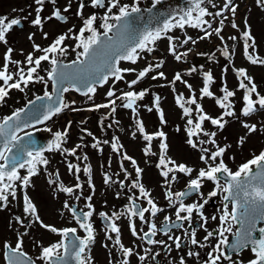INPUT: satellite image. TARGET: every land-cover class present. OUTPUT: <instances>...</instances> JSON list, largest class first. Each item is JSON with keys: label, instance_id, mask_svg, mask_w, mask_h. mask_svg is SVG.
<instances>
[{"label": "rangeland", "instance_id": "374dc122", "mask_svg": "<svg viewBox=\"0 0 264 264\" xmlns=\"http://www.w3.org/2000/svg\"><path fill=\"white\" fill-rule=\"evenodd\" d=\"M218 1L219 9L225 5L226 0ZM133 2L134 0H119L121 5L128 4L131 6ZM104 3L106 7H93L91 0H55V3H52V0H44L43 5H37L35 0H0V17H7L9 20L16 18L21 21V25L14 26L12 30L6 33L5 41H0V70H3L4 57L8 53V49H12L8 72L13 74L14 79L9 83L18 80L19 77L15 74L20 67H23L26 72L25 58L29 52L42 54L34 48V45L44 47L52 44L58 36L65 35L67 38L60 45L65 49L64 54H56V56L64 60L77 56L82 48L77 47L79 41L75 37L79 35L84 19L95 15L97 20L94 27L99 32L104 30L100 24L107 12L108 0H104ZM146 3H148L147 0H138V4ZM211 3L204 4L207 12L210 13V15L205 16V20L211 24V27L216 24L221 25L220 21L223 20L222 31L218 37L222 46L219 44L205 53H201V49L205 50V46L209 47L207 40L210 37L197 40L195 43H191V40L193 36H197L196 33L204 31V28H209L208 25L191 27L186 24L183 29L173 28L170 32L174 38L171 43L175 46L176 52L178 53L180 48L181 53H187L180 61H177L174 55L170 53L169 39L163 35L154 45H150L152 51L157 50L161 54L159 58L162 59V67H155L156 60H151L152 51H140L135 63L123 60L119 63L121 69L134 70L122 71L121 80H113L110 77L105 84L96 86L95 93L91 95L79 96L73 92V89L65 92L67 96L65 100L74 102L69 104L63 114L55 118V121L61 122L62 120L64 122L68 118L75 119L76 116L79 119L86 117L85 123L87 124L80 129L77 123L75 125L72 120V124L69 126L71 129H68V133L65 135L66 139L61 143V148L44 151L42 155L48 163L37 166V174L30 178L29 184L23 190L24 192H18L21 191L19 188L15 198L11 195L8 196V204L5 207L0 204V264H5L4 243L7 242L14 248L17 239L23 241L22 250L26 255L32 257L37 264H45V261L39 258L42 249L59 242L62 237L41 227L40 221L57 229L72 228L74 225L72 214L69 208L65 207V203L70 206L73 201H76L78 207L82 209L87 208L90 203L96 212L104 211L118 214L117 220L131 240V230L129 231L126 224L127 210L130 208L129 199L130 197L144 198L140 195L138 187H132L134 182L143 185L149 193L148 198L161 208H165L158 213V215L164 216L169 214L166 207L171 204L166 194L179 192L182 186L189 183L190 178L197 177L201 169L215 166L222 159L228 169L235 172L241 164L264 151V108L257 104L253 113L244 115L245 102L243 97L245 89L239 86L241 81L248 88L254 84L256 91L251 94L252 98L257 100L259 97H264V64L259 62L253 64L245 57V41L242 39V33L248 31L252 37L248 41L249 53L258 57L259 60H264V4H258L257 0H238L234 14L231 10H227V13L225 11L220 12L221 15L216 17L215 12H209L213 9L209 5ZM81 5H83L82 8ZM37 8H42L40 15L43 24L39 26L32 23L36 17ZM65 8L68 11H64ZM56 10H59L61 15L66 18L64 21H59L53 16V12ZM78 11L80 15H77ZM116 13H118V8H114L109 15ZM229 15L230 17H228ZM48 17L52 18L48 19ZM111 22L110 20L109 23ZM233 23L237 25V28L232 27ZM70 29L71 31H69ZM45 33L47 36L44 35ZM86 34L87 32L84 33V35ZM212 35L214 36L215 33L213 32ZM30 36L31 39H29ZM189 37L191 39L185 44V39ZM230 37H236V39L233 40ZM195 38L197 39V37ZM218 47H221L219 53L220 48ZM189 50L191 51L189 52ZM196 50L198 51L194 54ZM225 50L229 53L227 57L223 54ZM15 62H19V64ZM45 64L37 72V75L43 77L44 81L34 79L23 92L18 89H9L8 96L0 101V118L6 116L13 109V105H23L25 98L31 97L32 93L50 90L51 83L47 79L50 63L47 61ZM149 65H152V70L137 84L129 87V79L134 78L137 73ZM239 69H244L250 80H245L243 77L238 78L237 70ZM161 71L165 74L164 78L152 79ZM177 73L181 75V80L173 83ZM206 73H210L212 76L208 85L209 91L213 93L211 97H202L201 95ZM0 86H4L2 80H0ZM21 87L24 86L21 85ZM141 88L145 89L146 92L143 99L134 105L135 113L131 112L132 109L122 107L123 101L119 99L116 100L115 112L109 115L111 117L105 115V109L91 112L87 108L88 101H94L95 97L112 98L107 95L109 90L114 92V98H116L127 91L138 93L142 91ZM224 89L234 92V96L225 102L229 105L227 109L221 108L217 104L218 99H223ZM121 90L124 91L117 94ZM178 96L183 97L182 103L190 109L187 115H185L183 108L177 104ZM156 97H159V111L157 110ZM192 98L200 105L202 113L196 110L195 104L187 103ZM108 108L111 110V105ZM66 111L70 114L68 117H64L67 116ZM226 111H230L232 115H226ZM74 113H76L75 116H73ZM201 114H206L212 119L223 117L224 127L221 129L217 125H213L211 120H205L201 123V129L197 130L195 124ZM108 117L109 119H107ZM189 120H192L193 123L189 124ZM137 121L143 124L144 133L139 131ZM50 124H52L51 130H53L56 124L53 122ZM245 125L255 126L256 130L249 132ZM39 128L43 129L42 126ZM85 128L91 129L85 131ZM190 130L193 132L191 137L189 136ZM160 131L165 133L163 137L156 135ZM212 133H215V136H211ZM145 135H152V140H145ZM189 139L196 147L189 144ZM211 140H214L215 143H211ZM106 141L107 143H105ZM113 142L117 143L116 151L112 149ZM161 142L167 145L163 157L166 162L170 161V163H167L166 167H158L162 155ZM94 144L96 147H93ZM218 147L225 148V152L222 157H217L213 161L209 157ZM73 149L75 154H70ZM145 149H148L147 154ZM204 149L207 151H203ZM202 155L205 160H201ZM125 156L138 158L142 170L140 177H137L131 159H125ZM117 158L121 164L125 163L129 167L128 175L121 172L119 166L115 165ZM105 160H110L112 168L108 166L109 164ZM69 164L75 167L69 170ZM181 164L192 169L191 173L179 172L177 166ZM86 167L89 169L88 173L84 171ZM76 168H79L80 171L77 172ZM167 168H172L173 171L165 177L162 172L167 171ZM109 169L112 175H110L109 182L105 183V172ZM24 170L25 168L20 172L21 176L25 175ZM173 176L176 177L175 180H172ZM50 180L53 182L50 183ZM214 183L204 180L200 192L208 193ZM77 184L80 187L77 188ZM17 185L15 183V186ZM61 186L70 187L73 192L78 191L79 199L72 195L73 192H63ZM25 195L35 206L39 221L24 211ZM88 197L91 199H87ZM208 205L209 203L206 202V206ZM203 209L206 210L207 214L209 209L206 207ZM17 218L20 222L17 221ZM215 225V220L213 222L208 221L207 230H211ZM196 236L199 234L197 233ZM100 238L98 237L96 242L98 250L102 252L104 245H100ZM120 240L124 242V238ZM167 243L173 248L172 240H168ZM189 246L183 250L174 251L173 249L172 252L176 258H179L180 253L186 255ZM229 257L230 259L227 260L221 258L219 264H248L249 259L255 257V254L251 248H246L230 254ZM190 259V256L186 258L189 264H192Z\"/></svg>", "mask_w": 264, "mask_h": 264}, {"label": "snow or ice", "instance_id": "6c2138e0", "mask_svg": "<svg viewBox=\"0 0 264 264\" xmlns=\"http://www.w3.org/2000/svg\"><path fill=\"white\" fill-rule=\"evenodd\" d=\"M160 0H154L153 7L158 4ZM206 2V0H191V7L184 12L183 16L180 17L178 21L173 22L172 20H165L163 22L162 27L156 28L155 30H145L143 32L137 33L133 27V20L135 19V14H139L141 12V8L138 6V0H134L133 4L129 6L128 4L121 5L119 0H108L107 5V12L105 13L103 22L100 24V27L104 29L103 33L97 31L94 27V23L97 20L95 15H91L88 18L84 19L83 27L80 29V33L78 36L75 37L79 41L77 44L78 48H82V51L77 53V60L73 61L71 64H62L58 60L56 55L50 56L49 54H60L63 55L65 49L60 47L62 43L67 38L65 35L58 36L56 40L47 48L41 49L39 45H34V48L37 51H41L44 54L40 55L39 57L34 58L33 55L30 53L26 57V61L28 65H34L32 67H28L26 72L23 67H20L15 74L18 76V80H15L12 83L9 81H13L14 76L8 72V66L10 62V53L12 49H8V53H6L4 57V65L3 70H0V80L3 81L4 86H0V101H3L6 96L9 94V89H18L19 91L23 92L24 89L32 82L34 79L38 81H44L43 77L35 75L37 73V69L41 66L42 61H48L51 64V70L47 73V79L52 82L53 92L57 90V86H60V91L67 92L69 91V87H64L63 85L65 82H68L69 85L73 88L76 87L75 82H80L86 86L87 93H95L96 88L95 84H103L107 82L109 77H114L115 80H121V72H129L134 71L133 69H121L117 67L120 61H130L135 63L140 51H149L151 52L153 49L150 45H154L156 41L160 40L164 33L169 32L173 28H181L183 29L185 25H189L191 27H199L201 25L207 24L208 27H211V24L204 19L206 15H210L207 12L206 8L202 5ZM207 2H211V0H207ZM37 5H43L44 0H35ZM52 3H55V0H52ZM93 7H106L104 0H91ZM258 4H264V0H257ZM231 4V0H226L225 8L229 7ZM83 5H81V8ZM114 8H118V14L109 15L112 13ZM42 8L36 9V17L32 21L34 25H42L43 19L40 15ZM64 11H68L67 8ZM150 11V9H149ZM233 14L236 11L235 7L231 8ZM195 12V15L193 13ZM77 15H80V12H77ZM221 13H215V16H220ZM53 16L59 20L64 21L66 18L61 15L59 10L53 12ZM52 17H48L51 19ZM115 21V23H109V21ZM20 20L16 18L8 19L7 17H0V41H5L6 33L20 24ZM221 25H223V20L220 21ZM233 28H237L235 23L232 24ZM116 30L113 33V36H109L110 32ZM71 31V29L69 30ZM222 31L221 27H217L214 29V33L219 36ZM90 33L89 36L85 37L84 33ZM213 34V32H205V36L201 37V39L208 38ZM47 36V34H44ZM104 37V40L101 37ZM116 37V39H114ZM231 39L235 40L236 37H230ZM31 39V36L29 37ZM170 45L169 51L172 53L177 61H180L187 53H177L175 46L172 45L173 37H168ZM191 38L185 39L184 43H188ZM242 39L245 41L244 43V54L245 57L253 64L259 62L264 64V60H259L258 57H254L249 53L250 45L248 41L252 39L250 33L248 31H244L242 33ZM195 43V41H193ZM101 50L103 51L104 59L102 62L97 64L96 60L98 55L100 54ZM226 57L229 55L227 50L223 53ZM19 64V62H15ZM162 63L156 64V68L162 67ZM152 70V65H149L145 69L139 72L136 79L130 81L129 87L132 85L137 84L141 79H143L150 71ZM195 71V69H192ZM165 74L161 71L158 72L156 76H153L152 79L157 78H164ZM237 76L243 77L245 80H250L247 76L244 69L237 70ZM181 75L177 73L174 76L173 83L175 81H180ZM212 80V76L210 73H206L204 77V87L201 89V95L211 97L213 95L212 92L209 91V83ZM46 84V82H45ZM23 85L24 87H21ZM240 88L245 89L244 94V102L245 108L243 109L244 115H249L253 113L255 109V105H259L261 108H264V97H259L257 100L252 98V93L256 91L255 85L253 84L251 88H248L243 81L240 83ZM191 86L189 85V88ZM224 96L223 99L217 100V104L221 108L227 109L229 107L228 104L225 102L232 96H234V92L228 91L224 89ZM146 90H142L140 92L134 91H127L123 92L121 96L116 97L109 101V104L103 105H96L97 108L100 107H109L110 105L112 112L114 113L116 110V100H122V107L127 109H132L133 113L136 112L134 105L137 101L143 99L145 96ZM109 97H114L115 94L112 90H109L107 93ZM47 99L48 101H52L53 97L45 91L44 96H37L36 100H44ZM183 97H177V104L183 108L185 115L190 112V109L184 106L182 103ZM158 101L159 97H156L157 103V110L158 108ZM29 104H34L35 101H29ZM189 104H195L196 110L202 113V109L199 104L196 103L194 98L189 99L187 101ZM43 109V119L39 117H34L36 123H43L44 121L50 119V117L54 114L61 112L64 108L68 107L63 101V98L60 97L57 99L55 105L48 104L42 105ZM151 110V109H149ZM24 109H19L11 116L4 117L3 121L0 122V137H2V147H0V201L7 203L8 196L11 195L13 198L16 196V192L13 188V184L16 181H22L23 185L27 186L30 182V178L37 174V166L40 164L46 165L48 161L44 159L42 156V150L36 149L32 150L28 147H21V140L22 138L18 136L16 133L21 131V127L19 123L11 124L10 122L13 120L19 121L20 120V113L23 112ZM39 111V110H38ZM226 115H232L230 111H226ZM161 119L163 121V116L161 114ZM205 120H211L213 125H217L219 128L224 127V123L222 122L223 117L219 119H212L211 117L207 116L206 114H201L198 117V122L195 124V128L197 130L201 129V123ZM189 124H192L193 121L189 120ZM25 127L29 125L25 124ZM137 127L141 133H144V126L140 121H137ZM249 132H254L255 126L249 127ZM90 134V133H89ZM208 135L207 133H205ZM25 135H30L29 133H25ZM66 135L65 133L57 132L55 134L56 141L53 145H50V148H61V142L63 137ZM156 135L163 137L164 133L159 132ZM193 132L189 131V136L191 137ZM211 136H215V133H212ZM152 135H145L144 139L147 141L152 140ZM115 141V138H114ZM189 144L193 147L196 145L189 139ZM211 143H215L214 140L210 141ZM107 143V141L105 142ZM93 147H96L94 144ZM161 148V159L159 162V166H167V161L163 157V153L167 148V145L163 142L160 144ZM15 149V150H14ZM113 151L117 150V143H112ZM203 151H207L204 149ZM146 154L148 153V149H145ZM225 152V148L218 147L215 152H212L210 155V159L215 161L217 157H222ZM70 154H75V150H71ZM125 159H130L129 157L125 156ZM86 159V157H85ZM201 160H205V157L202 155ZM135 164V161H133ZM255 166V171L254 167ZM27 168V174L21 176L19 174V169ZM69 170H72L75 167L72 164L68 165ZM179 172L183 173H191L192 169L187 168L185 165L181 164L177 166ZM76 171L79 172L80 169L76 168ZM85 173L89 172V169L86 167L84 169ZM142 170L140 168H136L137 177ZM173 171L172 168H167V171H163L162 175L167 177L169 172ZM217 174H227V182L222 187V192L225 195L222 196L224 201H230L232 204L231 212L227 210V204H225V210L223 215L220 217L221 228L219 230L220 239L217 245L213 248V251L210 252L209 260L207 264H219L221 258L227 260L230 257L221 251V246L228 243L227 237H225L226 232H230L232 230V226L234 224L240 225V228L234 233L236 236L235 242L232 244L233 249L243 248L246 244H251L252 251L255 254V259L249 261V264H264V227L259 228L260 238L253 239L252 233L255 230V219L252 213H258V218L260 220H264V151H261L259 155L253 156L252 159L240 165L238 170L232 172L228 169L225 165L224 161L221 159L218 164L215 166H209L207 169H201L197 175V178L191 179L187 185V190L184 192H177L175 193L176 201H179V207L176 208V220L177 221H188L190 220L191 216L194 212L199 213L200 209L203 208V204H185L182 202L183 198L192 195L193 193L199 192L202 187V182L204 180L216 182L217 187L220 188L221 185L218 181ZM109 177L105 176V183L109 182ZM176 177L173 176L172 180H175ZM52 183L53 181H49ZM255 182V183H254ZM76 187H80L79 184ZM132 187H138L140 195L147 199L148 205L150 208H140L137 209L135 203L131 205V207L127 210L130 215H138L141 220L145 219V213L151 212L153 216L156 215L161 209H159L156 204L153 202L152 199L148 198L149 193L145 190L143 185L138 183H133ZM61 190L65 193H72L73 189L70 187H63L61 186ZM171 193H167V198L171 201L172 200ZM209 197H215L217 195V191L213 190L210 192ZM79 199V197H77ZM87 199H91L88 197ZM131 199V198H130ZM25 208L24 211L26 213H30L32 216L36 217L37 221H39V216L37 215V210L32 202L29 200L27 195L24 197ZM207 201H205L206 203ZM65 207L69 208L74 216H77V210L75 208H70V206L65 203ZM89 209L92 208V205L89 203L87 205ZM182 213H186V215H181ZM93 215V212L87 211L82 212L77 216V223L81 229H84L87 235L81 239L80 237L76 236L77 229L76 228H63L57 229L50 225L43 224L40 221L41 227L48 229L53 233L59 234L62 239L52 244L48 247H44L41 252L40 259L45 261V264H68L69 259L75 260L76 264H88V260L86 257L83 256L85 253L86 248L93 242V227L92 224L89 222V218ZM101 217H105V213H100ZM113 216L118 219V214H113ZM165 221H169V217L164 218ZM215 219V217H213ZM81 220L83 222H81ZM19 221V218H17ZM227 224L228 226L225 227L224 225ZM175 227L176 225L173 223L172 225ZM110 229L112 232L117 233L116 243L120 244V237L119 232L120 229L116 226L115 223L110 224ZM243 229V232L240 230ZM167 234V224L160 229ZM157 232V227L155 224L149 225V231L144 233V237L148 236H155ZM133 235H136V230L133 227L132 229ZM214 235L213 232H208L205 240L209 239ZM195 234L193 233V238L191 240L192 244H197L198 241L194 238ZM169 239H173L172 236H169ZM176 247L179 248L180 245V238L175 237ZM67 241V242H66ZM148 243H163V241H154L149 239ZM23 241L21 239H17L15 247H11L7 242L4 243L3 247L5 249L4 258L7 261V264H34L33 261L30 259H21L25 257L26 254L22 250ZM203 246V245H201ZM121 251L123 252V256L127 258L132 254L131 249L123 247L120 245ZM63 249L64 255H61L59 250ZM193 253H189L192 255ZM140 260L144 259V256L139 257ZM123 264H128L127 259L123 261ZM181 264H184L183 260H181Z\"/></svg>", "mask_w": 264, "mask_h": 264}, {"label": "flooded vegetation", "instance_id": "af4514ba", "mask_svg": "<svg viewBox=\"0 0 264 264\" xmlns=\"http://www.w3.org/2000/svg\"><path fill=\"white\" fill-rule=\"evenodd\" d=\"M132 164L133 161H135V164H133V167L136 169L137 167L140 168L141 164L138 158L136 159L135 156L130 157ZM105 162H108V166L112 165L110 160H105ZM116 166H119V169L121 172L126 173L125 175H128V166L125 163H120L117 158V162L115 164ZM112 168V166H110ZM254 167V166H253ZM141 169V168H140ZM230 170V169H229ZM231 171V170H230ZM108 176L110 178L111 171L110 169L105 172V176ZM141 176V173L139 174V177ZM125 177V176H124ZM190 178L191 179H195ZM219 184L221 185L220 188L217 187L216 182L214 183L211 191L208 193L203 192H196L192 195L183 198L182 202L185 204H203V208L206 207L209 209L206 214V210L201 208L199 213L194 212L191 216L190 220L188 221H177L176 220V208L179 207V201H176V197L173 194L172 200L170 201V206L166 207L168 208L169 214L161 216L156 213L155 216L151 214V212L145 213V219L141 220L138 215H130L127 211V227L129 231L131 232V240L128 238L129 236L126 235V231L121 228V223L119 220L115 219L113 217V214L109 212H96V209L88 207L85 209H82L78 207V204L76 201H73L70 205V208H75L77 210V216H79L82 212L92 211L93 215L89 218V222L92 224L93 227V236L94 240L93 242L86 248L85 253L83 254L84 257L87 258L88 264H123V261L127 259L128 264H181V260H183L184 264H189L188 258L190 256V262L192 260V264H207L209 260V253L210 251L217 245L220 236H219V230L221 228L220 223V217L223 215L225 210V204H227V210L231 212L232 204L230 201H224L222 199V196L225 195V193L222 192V187L225 185V181L223 179H220L218 176ZM120 182V181H119ZM221 182V183H220ZM121 183V182H120ZM188 183L185 186H182L179 192H183V189L186 188ZM213 190L217 191V195L215 197H209V193ZM75 197H79V192L75 191L72 194ZM129 204L131 207V203H135L137 206V209L140 208H150V205L147 203L146 198H136V197H130ZM75 199V198H74ZM76 200V199H75ZM205 201L209 203L208 206H206ZM156 206L161 209L160 206L156 204ZM4 209V208H3ZM94 209V210H93ZM171 211V212H170ZM209 213L208 212H211ZM105 213V217H101L100 213ZM72 214V212H71ZM181 215H186V213H182ZM77 216L71 215L73 220V228L77 229L76 236L83 239L87 233L84 229H81L79 227V224L77 223ZM169 217V221H165V217ZM215 217V219H213ZM216 221V225L211 228V230H207V224L208 221L213 222ZM81 222H83L81 220ZM115 223L116 226L120 229L119 237L120 239L124 238V242L120 240V244H117L116 237L117 233H114L110 229V224ZM173 223L176 225L173 227ZM155 224L157 227V232L155 236H148L144 237V233L149 231V225ZM167 224V234H165L164 231L160 230ZM258 225L261 227L264 225V223L259 222ZM225 227L228 225L225 224ZM133 227L136 230V235H133L132 229ZM236 229V224L232 226V230L230 232H226L224 235L227 237V241L230 239V236L232 233H234ZM208 232H213L214 235L212 237H209V239L205 240V237L207 236ZM193 233L195 234L194 238L198 241L197 244H192L191 240L193 238ZM199 234V236H196V234ZM169 236H172L173 239H169ZM100 238V245H104V250L101 252L98 250L97 246V238ZM175 237L180 238V247H176ZM151 239L154 241H163V243H148L147 241ZM168 240H172L173 242V248L170 247V244H168ZM123 245V247L131 249L132 254L125 258L123 256V252L121 251L120 245ZM188 245H190L186 250V255H180L179 258H176L175 254L172 252L176 250H183ZM203 245V246H201ZM205 247V248H204ZM212 248V249H210ZM252 249V248H251ZM62 250V249H61ZM213 251V250H212ZM211 251V252H212ZM221 251L225 252L227 254L226 244L221 246ZM4 252V251H3ZM61 252V251H59ZM189 253H193L192 255H189ZM144 256L143 260H140L139 257ZM230 256V255H228ZM255 259V257L249 259V261ZM168 260V261H166ZM248 261V264H249ZM224 264V263H223Z\"/></svg>", "mask_w": 264, "mask_h": 264}, {"label": "water", "instance_id": "95a60500", "mask_svg": "<svg viewBox=\"0 0 264 264\" xmlns=\"http://www.w3.org/2000/svg\"><path fill=\"white\" fill-rule=\"evenodd\" d=\"M153 3H154V0L152 3H150L147 6H145V5L139 6L141 8V12L139 14H135V19L133 20V27L137 33L143 32L145 30H155L156 28L162 27L163 22L166 19L170 20L175 16L181 17V16H183L184 12L187 11L191 7V0H160V2L155 5V7H153ZM149 9H150V11H149ZM114 23H115V21H114ZM115 31L116 30L114 29L113 32H110L109 36H113V33ZM100 33H103V32H100ZM101 39L104 40V37L102 36ZM114 39H116V37H114ZM103 59H104V55H103V51L101 50V52L98 55L97 60H96L97 64L102 62ZM58 60L62 64H71L73 61H76L77 58L71 59L68 61H64L61 59H58ZM117 67H119V64L117 65ZM75 83H76V87L74 89L81 94H86V92H87L86 86L80 82H75ZM96 85H102V84L97 83ZM63 86L68 87L70 85L68 82H65V84ZM47 92L53 97L52 101H48L47 99L36 100L37 96L43 97L45 92L43 94H38V95L34 96L33 98H31L30 100H28L22 107L19 108V109H24V111L20 113V120L19 121L13 120L10 122L11 124H16V123L20 124L21 131L17 132L16 134L22 138L21 144H20L21 147H28L32 150H36V149L43 150L45 148H48L52 143V138L54 137V133L47 131V130H41L39 128L28 129L29 127L37 126V125L43 124L44 122L47 121L46 120L43 123H36L35 119H34V117H39L40 119H43V109L41 107L42 105H48V104L55 105L58 98L62 97L64 99V92L62 93L60 91L59 85L57 86V90L55 92H53L52 82H51V90L47 91ZM29 101H35V103L29 104L28 103ZM19 109H17V110H19ZM12 114H13V112L10 113L8 116H11ZM3 119H0V122H2ZM25 124H27L29 126L25 127L24 126ZM25 133H29L30 135H25ZM2 139L3 138L0 137V141H2ZM2 146H3L2 142H0V147H2ZM0 162H2V161H0ZM255 170L256 169L254 166V171ZM218 176L225 179L227 182V174H218ZM186 190H187V188L184 189V191H186ZM252 215H253V217H256V219H255V230L252 233V238L258 240L260 238L261 234L259 232V228H258L257 224H258V221L264 222V220H260L258 218V213H252ZM263 227H264V225H263ZM238 228H240V225L237 224L236 231ZM240 230L243 232V229H240ZM236 239H237L236 236L233 234L231 236L228 244H227V246H228L227 247L228 248L227 253H230L232 251H238L239 249H241V248H238V249L232 248V244L235 242ZM247 245L252 246L250 243L246 244L245 246H247ZM61 255H64V251L62 252ZM21 259H30L31 261L34 262V260L27 255L25 257H22ZM34 264H35V262H34ZM68 264H76V261L69 259Z\"/></svg>", "mask_w": 264, "mask_h": 264}, {"label": "trees", "instance_id": "16d2710c", "mask_svg": "<svg viewBox=\"0 0 264 264\" xmlns=\"http://www.w3.org/2000/svg\"><path fill=\"white\" fill-rule=\"evenodd\" d=\"M147 1H151V0H147ZM213 0H211V2H212ZM211 2H205V3H211ZM209 5H211V7L213 8L212 10H209V12H211V11H215V12H219V10L217 9V7H216V1L215 2H213V3H211V4H209ZM203 7H205L204 6V4L202 5ZM207 10V9H206ZM208 11V10H207ZM173 22H175L176 20H172ZM97 31H99L98 29H97ZM170 32H171V30L169 31V32H167V33H164L163 35H165L167 38L168 37H172L171 35H170ZM90 35V33H88L87 32V34L86 35H84L85 37H87V36H89ZM58 54V53H57ZM56 55V54H55ZM36 75H37V73H36ZM141 90H145V89H143V88H141ZM38 92H36V93H32L31 94V97L32 96H34L35 94H37ZM30 98V96L28 97H26L25 98V100H27V99H29ZM8 105V104H7ZM13 107V109L12 110H15V109H17L18 107H20L19 105H13L12 106ZM11 110V111H12ZM68 126H66L64 129H62L61 131L60 130H58V132H62V133H65V131H66V133H68ZM65 137L63 138V140H62V142L61 143H63L64 141H65Z\"/></svg>", "mask_w": 264, "mask_h": 264}]
</instances>
